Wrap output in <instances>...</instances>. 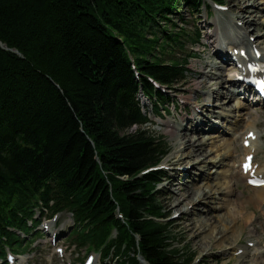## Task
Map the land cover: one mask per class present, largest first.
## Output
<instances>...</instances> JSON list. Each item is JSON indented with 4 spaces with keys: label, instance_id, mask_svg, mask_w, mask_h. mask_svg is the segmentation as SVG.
Instances as JSON below:
<instances>
[{
    "label": "trees",
    "instance_id": "16d2710c",
    "mask_svg": "<svg viewBox=\"0 0 264 264\" xmlns=\"http://www.w3.org/2000/svg\"><path fill=\"white\" fill-rule=\"evenodd\" d=\"M199 2L0 0V256L3 236L21 249L11 228L29 231L42 201L52 211H76L83 245L105 246L108 255L126 244L125 254L181 264L180 251L168 250L170 225L151 219L167 216L157 190L163 174L137 177L168 153L166 142L140 125L146 118L137 94L142 85L146 96L164 105L170 99L147 76L172 87L184 78L187 57L164 44L157 19L174 32L172 15L194 12ZM172 36L182 50L193 41L184 27ZM185 257L189 264L192 256Z\"/></svg>",
    "mask_w": 264,
    "mask_h": 264
},
{
    "label": "rangeland",
    "instance_id": "374dc122",
    "mask_svg": "<svg viewBox=\"0 0 264 264\" xmlns=\"http://www.w3.org/2000/svg\"><path fill=\"white\" fill-rule=\"evenodd\" d=\"M225 2L231 7L230 11L227 13L221 14L223 16V21L222 22H232L233 23V18H238V14L240 11V8L243 7L244 5H250L252 4L253 0H225ZM257 5L259 6V9H257V12L255 13L256 15H263L264 14V0H257L256 1ZM262 10V12H261ZM259 11V12H258ZM185 15L190 14L189 12L183 11ZM203 14L199 15V22L195 21L194 23H197L199 25H209V21H204L202 18V15L205 13V9L202 12ZM249 15V14H248ZM190 21L194 20L193 17H190ZM260 20L258 24L260 25ZM175 21L179 23L178 18H175ZM200 27V26H199ZM253 34H259L262 32L261 26H257L255 28H252L251 30ZM200 57H196L192 59L193 64L197 65H203V68H205L208 72L211 71H216L217 73H223L220 67L222 64L219 62V60L215 57H210L208 51L203 50L201 53ZM204 56V57H202ZM207 58V61L204 60ZM224 74V73H223ZM211 78H203L201 79L200 77H196L192 74L188 76V78L181 84L177 85L178 87V92L180 93L181 91H184V93H191L194 101L198 99V103H203L205 98L207 97V92L213 88L216 87L217 85H213L216 83V79L211 81ZM205 81V82H204ZM229 83L226 84L225 87H228ZM199 89V91L196 92V90ZM228 92L227 88H221L220 92ZM221 100H224V97L221 98ZM146 101V100H145ZM214 102H220L219 100H215ZM236 102V98H233L231 100H228V108H231L232 104ZM149 104V102H147ZM264 108H255L254 111H251V118H256L258 116L259 121L263 122L264 124V114H262ZM247 111V110H246ZM245 111V112H246ZM262 111V112H261ZM244 113V112H243ZM249 117V115H248ZM210 118L212 119H218L222 122L223 125L226 126L228 131H231L232 125L231 123L224 117L219 116L217 113H214L212 116L210 114ZM171 119H175L177 122L180 121V118L178 115L175 113L174 116H171ZM210 122V121H209ZM248 122L247 117L245 120L241 121L240 125H234V128L241 127L246 125ZM212 124V122H210ZM187 127H192V122L187 123ZM150 131L155 134L156 136L162 135L165 137L167 140V144L170 146V153L164 158L163 161H172L176 166L178 165L177 160L178 158L176 157V149L177 145L174 144L173 141V136L170 131L167 130L166 126L159 127L157 125L152 126L149 128ZM190 129V128H188ZM187 130V129H186ZM220 133L218 134H206V138H210L206 148L208 150L213 149L212 151L208 152V156L213 157L216 154H220L218 160L221 158V154L224 150L220 147V145L226 141L229 140L231 143V151L232 155L229 159L225 160L224 163H226L223 167H226L228 170L226 172V175H229L233 179V185L234 187H237V190L235 194L232 196L233 200H237L238 203H241L243 199L246 198V196L250 193H253L254 190L253 188L246 186L243 184L241 179L236 178V173L238 171V162L241 159V153H240V146H239V141L238 139L234 136V134H228L220 128ZM233 131V130H232ZM189 133V132H188ZM193 134V133H190ZM264 155V151H260L259 154ZM207 153H198L193 157V159H203ZM190 160L188 158L184 164L187 163V161ZM219 165V164H218ZM220 167V168H223ZM218 170L220 172L221 170L219 169V166H215L213 163L207 164H202L199 165L197 168H192L188 174H185L182 176L181 181L183 183L182 187L185 186H190L192 188L198 189L200 187H204L208 189V185H215L218 181L219 182H224L226 179L223 175H216L215 171ZM206 172L205 174L209 175L210 178L208 177L205 179V175L203 178H201L200 174L201 172ZM216 175V178H212ZM235 177V178H233ZM183 178H187L188 180H182ZM218 178V179H217ZM179 182L177 180H165L164 183L160 186L163 187V194L164 196V205L167 206V209L170 212V215L173 216L176 212H180L183 210L185 204L190 202L189 200H186L184 203L176 206L180 200L179 199L182 195V193L185 191V189L181 188V185L178 184ZM181 188V194L178 195L179 189ZM176 192V193H174ZM219 196L218 194H216ZM209 204L207 207H202L201 212L202 214L197 215L198 213V208L192 210L190 215H185L181 216V218L177 219L174 221V225L172 226V231L176 234L177 240L180 243H185V248H189L193 253L194 256L192 260H195L196 258L201 260L198 262V264H264V256L258 257V256H253L250 253L245 254L243 257H234L233 256V251L237 246L241 245H246V243L249 240L253 241H258L261 240L262 242L264 241V209L261 211H258L255 206L252 204L249 205V207L246 209L239 208L240 211H242L243 215L239 216V219L237 223H234V227L229 230L225 234V237L222 238V246L223 249L226 248L225 251L220 250V248H217V243H218V238L212 237V231L216 230V228H226L224 225L225 221H221V218L218 216L221 214L227 213V211H234L236 208H238L234 202H231L229 206L224 209V210H217L212 208L213 206L219 205L218 199L209 198ZM211 207V208H210ZM210 209V211H208ZM253 210L255 212H253ZM181 213V212H180ZM247 213V218H245V215ZM249 214H254L252 219H248ZM196 222L197 226L194 228V230H189L191 224ZM207 223V225H206ZM207 226V227H205ZM235 229V230H234ZM60 242H63V238L60 240ZM183 245V244H182ZM208 245L206 251L202 253L204 250L203 247ZM182 247V246H181ZM51 248L50 243L43 245L42 246V255L36 258L35 262L37 263H45L46 259L48 258L49 255V249ZM217 248V249H215ZM80 252H84L85 249H80Z\"/></svg>",
    "mask_w": 264,
    "mask_h": 264
},
{
    "label": "bare ground",
    "instance_id": "6f19581e",
    "mask_svg": "<svg viewBox=\"0 0 264 264\" xmlns=\"http://www.w3.org/2000/svg\"><path fill=\"white\" fill-rule=\"evenodd\" d=\"M257 0H253L252 2V6H246L245 8H243L240 12L241 16L240 18H238V21L242 20L245 23V27L243 28H239V32L236 35H230L228 36V40L229 43L232 46H237V44H250V36L253 34H247L249 30H251V28H255L257 26H261V30L262 32L259 33L256 42H258L259 44H261L263 46L264 49V14L263 15H255V13L257 12V9H259V6L256 4ZM259 12V11H258ZM262 12V10H261ZM246 14H251V15H245ZM258 16V17H257ZM242 17V18H241ZM260 20V25L258 24ZM247 24V26H246ZM223 25L220 27L221 30L217 31V34L223 38L224 36H226L228 33H225V30H223ZM235 26V29H237ZM216 77L213 79H217L218 81L216 82V85L223 87L226 86V83L228 81H224V78L222 75H217L214 74ZM208 98L205 100V104H208V102H211V98L215 97L218 100L221 98V93L218 90L217 86L216 88L213 87L210 89L209 93H208ZM224 100L220 101L217 104L218 107H220L221 111H218V113H220V115H224L226 114L227 117L233 118L231 119L230 122H233V124L238 125V123L241 121V119H245V114L243 116H241L240 113V109L246 108L247 112L246 114L251 115V111H249L248 109V104L244 103L242 100H237L235 105L232 106L231 108H227L228 106V100H231L233 98V94H229V93H224ZM221 100V99H220ZM253 111V110H252ZM256 126L259 124L258 122L255 123ZM185 128V127H184ZM181 124H177L173 129H168L173 136V141L174 144L177 145V151H176V157L178 158L177 162L179 166H186L188 167L189 165H192V167L197 168L199 165L201 164H209V163H213L215 166H219V169L222 170L220 173L224 174V177L226 178L224 180V182H217L215 185H208V189L204 188V187H200L198 189L189 187L185 188V191L182 193L181 197L179 199L180 202L176 205H180L182 203H184L186 200L190 199V202H188L187 204H185L184 208H183V214L185 215H190L192 210L197 209L198 208V214H202L201 209L202 207H207V205L209 204V198H213L215 197V199H218L219 201L221 200V202H219V205L217 206H213L212 208H216L218 210H224L226 209L229 204H231V202L236 201V204L234 202V204L238 207L236 208L234 211H227V213L225 214H221L218 217L221 218V221H225V227L226 228H216V230L212 231V237L218 238L217 240V248H223L224 246H222V238L225 237V234L227 232H229L230 229L235 228L234 227V223H237L239 216L243 215L244 213L242 211L239 210V208L242 209H246L249 207L250 204H252L253 206H255V208L258 211H262L264 209V186L263 187H255L253 188L254 192L250 193L246 196L245 199H243L241 201V203H238L237 200H233L232 196L235 194L237 187H234L233 185V179L229 176L226 175V172L228 171L226 169V167H223L226 163L225 160L229 159L232 155V151H231V143L229 140L224 141L220 147L222 148V150H224L221 154V158L218 160L219 155L220 154H216L213 157L208 156V152H210V150L212 151L213 149L208 150L206 148V145L209 141L208 138H206V136H188V134L185 132L184 129ZM199 132V131H198ZM258 146H261L260 144ZM252 148V147H251ZM250 148V149H251ZM207 153V155L203 158V159H199L197 158V160L193 159V157L195 155H197L198 153ZM190 158V160L187 161L186 164H184V162ZM264 160V159H262ZM219 164V165H218ZM223 167V168H220ZM218 170L215 171V174H217ZM206 172H204L202 174V177H210L209 175L205 174ZM219 174V173H218ZM243 175L241 173V171H238L236 173V178L240 179L242 178ZM212 178H216V175ZM235 178V177H233ZM218 179V178H217ZM244 179V177H243ZM179 184H181V182L179 181ZM181 189H179V193L178 195L181 194ZM216 194H218L219 196H217ZM191 206V208H189V206ZM211 208V207H210ZM208 211H210V209H208ZM253 212H255L253 210ZM243 213V214H240ZM254 214H249L248 219H252ZM245 218H247V213L245 215ZM207 225V223H206ZM197 224L196 222L193 221V223L190 226V231L194 230V228H196ZM207 227V226H205ZM235 230V229H234ZM208 245H206L205 247H203V251L202 253H204V251H206ZM215 248V249H217ZM237 248V247H236ZM248 248V247H247Z\"/></svg>",
    "mask_w": 264,
    "mask_h": 264
},
{
    "label": "snow or ice",
    "instance_id": "6c2138e0",
    "mask_svg": "<svg viewBox=\"0 0 264 264\" xmlns=\"http://www.w3.org/2000/svg\"><path fill=\"white\" fill-rule=\"evenodd\" d=\"M250 135H251V133H250ZM246 143H247V141H246ZM248 160L250 161L251 157H248ZM248 166L250 167V164ZM261 183H264V181H261Z\"/></svg>",
    "mask_w": 264,
    "mask_h": 264
},
{
    "label": "water",
    "instance_id": "95a60500",
    "mask_svg": "<svg viewBox=\"0 0 264 264\" xmlns=\"http://www.w3.org/2000/svg\"><path fill=\"white\" fill-rule=\"evenodd\" d=\"M0 44L3 46L2 42L0 41ZM5 48V47H4ZM7 49V48H6ZM15 52L19 53L18 50H14Z\"/></svg>",
    "mask_w": 264,
    "mask_h": 264
}]
</instances>
